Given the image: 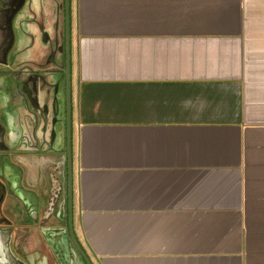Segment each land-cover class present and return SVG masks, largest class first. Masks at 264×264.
<instances>
[{"label": "crops", "instance_id": "crops-1", "mask_svg": "<svg viewBox=\"0 0 264 264\" xmlns=\"http://www.w3.org/2000/svg\"><path fill=\"white\" fill-rule=\"evenodd\" d=\"M6 5L0 54L30 97L31 71L66 55L65 0ZM70 43L91 263L264 264V0H71ZM36 227L0 234V264H47Z\"/></svg>", "mask_w": 264, "mask_h": 264}, {"label": "rangeland", "instance_id": "rangeland-1", "mask_svg": "<svg viewBox=\"0 0 264 264\" xmlns=\"http://www.w3.org/2000/svg\"><path fill=\"white\" fill-rule=\"evenodd\" d=\"M6 12V0H0V45L8 32ZM6 58V51L0 54V234L9 244L14 224L36 225L40 243L32 252L47 264H87L70 238L76 156L63 98L72 87L71 50L69 70L65 50L57 48L48 55L49 66L31 71L30 97L23 86L13 93ZM26 79L16 76L21 84Z\"/></svg>", "mask_w": 264, "mask_h": 264}, {"label": "water", "instance_id": "water-1", "mask_svg": "<svg viewBox=\"0 0 264 264\" xmlns=\"http://www.w3.org/2000/svg\"><path fill=\"white\" fill-rule=\"evenodd\" d=\"M70 2L71 0H65V18H66V23L68 26V33H67V48H66V55H67V69L69 70V50H71V43H70V31H69V23H70ZM71 142V140H70ZM69 144V143H68ZM70 145V144H69ZM70 221L72 222V213L70 212ZM70 238L73 242V244L77 247L78 251L82 254L83 258L85 259L87 264H92L88 255L85 254L86 252L83 251V248L79 245L77 238L75 236V231L73 228V225L71 223L70 225Z\"/></svg>", "mask_w": 264, "mask_h": 264}, {"label": "built area", "instance_id": "built-area-1", "mask_svg": "<svg viewBox=\"0 0 264 264\" xmlns=\"http://www.w3.org/2000/svg\"><path fill=\"white\" fill-rule=\"evenodd\" d=\"M76 145H77V143H76V135L74 133V134H72V148H73V154H75V156H76ZM74 177H75V173H74ZM73 191H74V194H75V192H76V182H75V180H74V184H73Z\"/></svg>", "mask_w": 264, "mask_h": 264}, {"label": "flooded vegetation", "instance_id": "flooded-vegetation-1", "mask_svg": "<svg viewBox=\"0 0 264 264\" xmlns=\"http://www.w3.org/2000/svg\"><path fill=\"white\" fill-rule=\"evenodd\" d=\"M7 6V5H6ZM6 17H7V12H6ZM65 23H66V18H65ZM69 31H70V23H69ZM67 33H68V26H67V23L65 25V34H66V38H67ZM66 62H67V55H66ZM69 108V107H68ZM68 118H70V113L68 112ZM69 143V142H68ZM70 144V145H69ZM68 144V147L71 148V142ZM74 195V193H73ZM72 195V196H73Z\"/></svg>", "mask_w": 264, "mask_h": 264}]
</instances>
